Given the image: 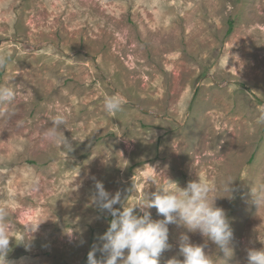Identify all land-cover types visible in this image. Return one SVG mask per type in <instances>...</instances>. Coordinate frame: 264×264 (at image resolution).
Returning a JSON list of instances; mask_svg holds the SVG:
<instances>
[{"label":"rangeland","instance_id":"obj_1","mask_svg":"<svg viewBox=\"0 0 264 264\" xmlns=\"http://www.w3.org/2000/svg\"><path fill=\"white\" fill-rule=\"evenodd\" d=\"M4 84L15 89L0 103V210L18 229L8 264H87L93 248L103 259L112 216L92 203L97 181L123 207L167 180L215 183L231 255L169 224L159 264L183 259L184 235L215 264L264 248V0H0ZM114 93L126 102L112 116ZM57 116L67 155L45 134Z\"/></svg>","mask_w":264,"mask_h":264},{"label":"clouds","instance_id":"obj_2","mask_svg":"<svg viewBox=\"0 0 264 264\" xmlns=\"http://www.w3.org/2000/svg\"><path fill=\"white\" fill-rule=\"evenodd\" d=\"M15 89L9 84L0 85V103L14 98ZM119 93L107 96L104 101L105 111L115 116L125 103ZM264 121V116L260 117ZM65 123L63 116L53 119L52 126L45 133L46 136L57 143L67 155L71 152L72 145L65 137L61 125ZM153 173L154 167L149 166ZM232 183V182H231ZM231 183L225 182L224 190L231 195ZM96 193L92 203L102 211H107L112 219L107 231L99 239L103 241L99 249L105 255L103 259L96 258V248L87 254V264H159V257L170 246L168 244L169 224L184 226L189 232L199 233L206 241H211L217 249L226 256L231 255L229 243L233 237L225 211L215 205L217 197L210 193L218 191L215 183L198 179L190 181L186 187H179L174 181L167 180V186L151 197L143 194L139 203L123 207L121 195H114L105 191L101 182L95 183ZM124 201V200H123ZM255 204L259 200H254ZM119 204L120 208L114 206ZM155 208L157 214L163 219L153 221L148 209ZM139 209L142 215H137ZM7 213L0 210V264H8L6 259L10 248V240L14 237L9 233L18 231L6 219ZM28 233L31 229L29 228ZM205 244L196 245L190 242L187 235L181 237L179 255L183 259L173 257L167 264H215L205 252ZM247 264H264V248L248 249Z\"/></svg>","mask_w":264,"mask_h":264}]
</instances>
